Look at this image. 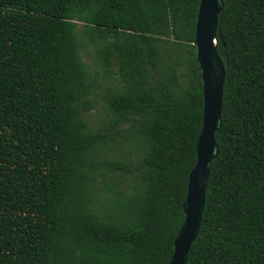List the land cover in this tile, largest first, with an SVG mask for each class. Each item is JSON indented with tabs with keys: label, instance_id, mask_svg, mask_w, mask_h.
I'll list each match as a JSON object with an SVG mask.
<instances>
[{
	"label": "trees",
	"instance_id": "16d2710c",
	"mask_svg": "<svg viewBox=\"0 0 264 264\" xmlns=\"http://www.w3.org/2000/svg\"><path fill=\"white\" fill-rule=\"evenodd\" d=\"M223 2L219 152L187 264H264V0ZM198 8L0 0V264L169 263L202 123ZM84 50L114 81L101 129Z\"/></svg>",
	"mask_w": 264,
	"mask_h": 264
},
{
	"label": "water",
	"instance_id": "95a60500",
	"mask_svg": "<svg viewBox=\"0 0 264 264\" xmlns=\"http://www.w3.org/2000/svg\"><path fill=\"white\" fill-rule=\"evenodd\" d=\"M223 8V0H199L193 45L202 83V123L196 142V160L188 176L182 205L184 220L174 237L168 264H187L190 249L200 231L210 168L219 152L215 134L222 125L225 70L217 53L216 32Z\"/></svg>",
	"mask_w": 264,
	"mask_h": 264
},
{
	"label": "rangeland",
	"instance_id": "374dc122",
	"mask_svg": "<svg viewBox=\"0 0 264 264\" xmlns=\"http://www.w3.org/2000/svg\"><path fill=\"white\" fill-rule=\"evenodd\" d=\"M80 26H81V24L79 23L78 29H80ZM81 57H82L83 62L86 64L88 70L93 75L92 80L96 84L100 85V88L96 89V91H95L96 101H95L94 109L89 111L86 114V120L88 122V125L91 128L101 129V128H103V125L107 122V117H106L105 110L103 107V102H102V99L100 96H101V93L106 88L112 87L114 85V81L105 79L101 76H98V77L95 76L94 72H95L96 67L94 65L92 56L87 51H85V50L82 51ZM165 74H167V73L165 72ZM110 154H111V152H110ZM123 155H124V152L116 151L113 153V155L111 157H113L116 160L121 161L122 160L121 158L123 157Z\"/></svg>",
	"mask_w": 264,
	"mask_h": 264
}]
</instances>
